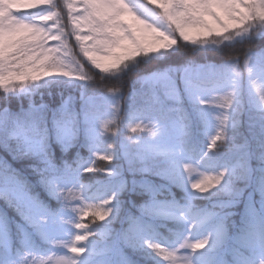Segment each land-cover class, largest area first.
Returning a JSON list of instances; mask_svg holds the SVG:
<instances>
[{"label": "trees", "instance_id": "1", "mask_svg": "<svg viewBox=\"0 0 264 264\" xmlns=\"http://www.w3.org/2000/svg\"><path fill=\"white\" fill-rule=\"evenodd\" d=\"M48 7L60 13L70 32L65 0H52ZM69 40L75 47L74 36ZM263 54L264 22L256 20L246 30L136 55L113 73H99L84 62V71L93 78L80 84L43 76L0 88V191L13 193L10 203L0 199L2 234L8 241L0 244V264H23L26 256L33 255L64 256L76 223L85 226L92 246L82 264H156L131 243L143 235L171 246L186 229L181 222L153 220L142 213L145 206L159 200L190 206L192 216L211 217L198 235L211 232L222 237L223 243L199 251L200 262L236 264L237 257L251 258L249 251L259 250L239 248L234 239L264 229V199L248 196L256 189L259 163L242 89L232 81L234 76L222 71L235 67L243 73L251 58L254 65H262ZM198 68L194 79L191 73ZM208 71L215 75L210 77ZM163 72L169 74L165 81H145ZM229 93L226 108L211 102ZM202 96L207 101L199 99ZM224 116L227 119L221 126L219 118ZM128 118L155 125L156 134L150 135L147 127L131 132L135 125L121 124ZM218 129L222 138L208 148ZM162 142L177 145L179 151L165 152L159 146ZM123 145L127 146L125 154ZM25 149L27 155H21ZM104 155L111 159L103 160ZM178 159L199 161L205 170L223 168L224 186L210 196L188 194ZM86 161L96 163L92 173L79 168ZM48 180L73 188L83 182L89 197H114L119 204L117 213L107 221L82 217L75 203L48 193ZM217 208L231 209L236 223L245 217L246 227L239 235L234 234L235 228L226 231L221 227L223 217Z\"/></svg>", "mask_w": 264, "mask_h": 264}, {"label": "snow or ice", "instance_id": "2", "mask_svg": "<svg viewBox=\"0 0 264 264\" xmlns=\"http://www.w3.org/2000/svg\"><path fill=\"white\" fill-rule=\"evenodd\" d=\"M3 2L4 0H0V3ZM8 2L11 7L5 13H0V16H7L9 20L16 22L11 27L0 26V85L6 86L26 78L36 79L46 75L47 70L43 65L49 61L54 51L46 46V42L61 39L59 35L50 36L41 27L19 20L18 13L29 9L18 7L14 0ZM51 2L52 0H42L43 5ZM83 2V15L74 17L70 0H65L69 9L70 23V32H67L69 36H74L80 42L84 54L96 67L107 70L134 57L140 51L149 52L163 46V41L156 40L154 32L144 27L133 10L134 6L130 0H83ZM153 2L158 3V0ZM163 7L166 11L171 10L169 19L177 26L183 38L190 41L211 34L221 35L246 30L247 26L256 20L264 22V0H244L243 3L241 0H171ZM55 17L54 11L47 18L55 19ZM82 27L85 31H81ZM62 43L66 47H71L69 39L62 40ZM222 100L227 107L230 97L224 96ZM104 127L107 129V124ZM140 127L137 124L132 131ZM221 138L220 135L214 137L209 147H214L215 142ZM101 158L105 161L111 159L109 155ZM92 170L91 167L87 169V171ZM214 182L211 177L204 178L205 186ZM97 209L91 213L85 212L84 215L103 220L108 215V211L100 205ZM75 227L81 229L85 226L76 223ZM89 235L88 232L85 235H76L75 241L70 245L71 253L83 254L85 248L77 246L75 242L86 241ZM185 244L192 250L205 246L199 241L191 243L186 241ZM56 264H77V260L59 256L56 257Z\"/></svg>", "mask_w": 264, "mask_h": 264}, {"label": "rangeland", "instance_id": "3", "mask_svg": "<svg viewBox=\"0 0 264 264\" xmlns=\"http://www.w3.org/2000/svg\"><path fill=\"white\" fill-rule=\"evenodd\" d=\"M72 1V9L79 15H83V0H71ZM130 3L133 6H137V0H130ZM49 5V4H48ZM48 5H43L36 9H30L25 11L27 14H21L24 19L31 20L34 17H38L40 15L48 14L49 12H53ZM216 35V34H211ZM211 35L207 36L210 37ZM224 34L216 35L218 37H222ZM49 45L51 46V41H49ZM169 48H159L156 51H150L148 53H159L161 51L167 50ZM260 61L262 65H254V58L248 60V64L246 65V69L243 73L237 72L235 67H232L229 71L223 70V75L234 76L233 80L237 81L238 86L242 89V95L246 100L249 117L252 121L250 127V136L255 144L256 156L259 166L255 170V181L254 184L256 186V190H264V54L260 56ZM201 69L192 71V78H197L199 75V71ZM115 71V70H114ZM113 71V72H114ZM189 71V70H188ZM111 72V73H113ZM207 74L211 77L215 74L212 71H208ZM169 74L166 72L160 74H153L149 78H145V81L149 83H158L163 82L168 78ZM46 78L51 79H61L64 81H68L74 84H80L85 81L78 79L76 77H66L60 75L58 73H53L51 75H47ZM231 81V80H230ZM112 93L107 94V97H111ZM199 99L203 101H207L204 99V96ZM126 127H130L135 124H139L140 128H145L147 125L141 122H137L131 118L125 119L121 121ZM136 126V125H135ZM162 146V149L165 152L177 153L178 147L177 145L169 142H162L159 144ZM98 148V147H97ZM122 154H125L127 151V146H122ZM103 152V150H101ZM127 156V155H125ZM128 159V157H127ZM183 162H187L184 159H178V165ZM95 162L86 161L81 164L79 168L83 173H92L95 169ZM92 168V171H85L86 168ZM46 189L48 193L57 198L62 197L69 201L75 203L76 208L78 209L80 215L82 217H88L90 215H84L85 212L91 213L93 210H98L97 206L100 205L104 209L108 210V215L103 219V221L111 220L117 213L119 208V204L116 203L115 198L106 194H96L93 197L87 196L88 186L79 182L77 187H71L68 185H61L57 182L46 181L45 182ZM5 192V193H4ZM0 191V199H4L5 201L11 202L12 197L10 194V190ZM111 197V199H109ZM264 199V197H261ZM106 202V203H105ZM142 213L147 215L148 217L155 220H168V221H179L185 223L186 229L184 234L181 237H178L174 240V243L170 248H177L178 244L182 241H187L188 243L195 242L198 238L204 236L205 234L198 235L199 229L205 225H207L211 218L209 216H191V207L190 206H177L169 201H154L145 206L142 210ZM2 223L0 222V244H8V241L3 238L2 234ZM220 230L218 233H222ZM250 232V231H249ZM248 232V233H249ZM76 235H85L84 228L77 229L72 235V242L75 241ZM88 240V239H87ZM76 241L77 246L85 248V252L83 254H74L69 250L64 256L75 258L77 260V264H82L86 255L92 252V246L88 243V241ZM147 242L156 241L152 238H147L143 235L139 236L137 241H133L131 246L140 252L144 253L147 257H149L156 264H165L163 260H161L149 247ZM223 243L222 237L212 236L209 239V242L201 249L192 250L191 248L185 247L183 249H178L180 255L184 258L185 264H202L197 259V253L202 250H211L213 248L219 247ZM235 244L240 248H246L250 250L251 248L259 249L257 246L253 244L249 235L245 234L243 236H238L235 239ZM260 250V249H259ZM261 251V250H260ZM259 252L249 251L251 258L246 257H237L236 264H244V262L248 259H253L260 254Z\"/></svg>", "mask_w": 264, "mask_h": 264}, {"label": "clouds", "instance_id": "4", "mask_svg": "<svg viewBox=\"0 0 264 264\" xmlns=\"http://www.w3.org/2000/svg\"><path fill=\"white\" fill-rule=\"evenodd\" d=\"M14 2L17 4L18 7L27 8L29 10L43 6L42 0H14ZM170 2L171 0H158V3H154L153 0H138V4L137 6L133 7V10L135 11L137 17L141 20L144 27L154 32L156 40L163 41V46L159 48H170L173 45H177L180 42H192V43L196 42L198 39L195 41L185 40L178 31L177 26L173 23L172 20L169 19V16L171 15V10L169 9L166 11L163 5L168 4ZM243 2L244 0H241V3ZM32 5H36V6L32 7ZM245 6L250 7L251 5H245ZM10 7L11 4L8 2V0H4L3 3H0V13H5ZM51 13L53 12H49L48 14L34 17L31 20L24 19L18 15L19 20L25 23H29L41 27L44 31L48 32L50 36L59 35L61 37L60 40L58 39L49 40L51 41V46L49 45V41L46 42V46L51 47L54 51L53 54L50 56L49 61L43 65V67L47 70V74L43 76L51 75L53 73H58L66 77H76L81 80L92 79L93 78L92 75H89L84 71V62L91 63V61L84 54V50L81 48L80 42L77 39H75V47H73L72 45L71 47H66L65 44L62 43V40L69 39V33L66 31V26L61 22V16L60 13L58 12H56L55 19H48L47 17ZM78 15L79 14H77V16ZM5 21L8 22L6 23ZM15 22L16 21L14 20H9L7 16H0V26L11 27V25ZM81 34L86 35L87 33H81ZM157 49L151 51H156ZM147 53L148 52L140 51L136 55L147 54ZM124 61L116 65L115 67L107 70L100 69L92 63L91 65H93L96 69H99V73L105 74V73H111L114 70L118 69L119 66L124 63ZM51 69H58V70L52 71ZM18 70L19 69H17V71ZM43 76H40L36 79H39ZM27 80H35V79L26 78L23 81H27ZM4 87H6V85H0V88H4ZM224 96L230 97L231 94L229 93ZM224 96L214 97L211 102L218 104L222 108H226L224 106V101L222 100V97ZM226 119H227L226 116L219 118V122L221 126L224 124ZM146 127L150 135L156 134L155 125L147 124ZM132 128L129 130L133 133L137 132L139 129L137 128L136 131H132ZM218 135L220 136L223 135V132L220 129H218L216 134L210 138L209 145L212 144L213 138ZM209 145L208 148H210ZM21 155H27V149H25V151L21 153ZM29 167H31L34 171H39L36 165H30ZM179 167L182 169V171L180 172V179L181 181H183L184 186L188 190V194L190 195L210 196L215 194L219 189H221L224 186V182L226 180V171L223 168H219L215 170L212 169L205 170L200 167V162L196 160L183 162L182 164L179 165ZM87 169L88 168H86L85 171H87ZM205 177H211L215 182L210 183L208 186H205L204 183ZM197 185H199V187H197ZM245 187H247V185H245ZM243 192H244V187L240 189V193L242 194ZM254 194L260 197H264V190L253 189V191L248 192V196L250 197L253 196ZM109 199H111V197ZM225 203H227V201H225ZM216 211L222 214L223 219L221 220V227L224 230L231 231L232 228H235L236 232L234 234L239 235L241 229L246 227V219L243 215L241 216L240 223H236V221L233 219L234 213L232 212L231 209L217 208ZM213 235L214 233L211 232L207 233L204 236L198 238L196 241H199L204 245H206L209 242L210 237H212ZM247 235H249V238L251 239L253 244L257 246L261 251L259 256L253 259L246 260L244 264H264V229L252 230L249 233H247ZM185 242L186 241H182L181 243H179L177 248H170L167 245L160 242L146 241V243H148V247L161 260H163L165 264H185L184 258L180 255L178 251V249H183L185 247L186 245ZM68 244H70V242H68ZM56 257H58V253H53L44 256H40V255H33L31 257L26 256L23 261V264H56Z\"/></svg>", "mask_w": 264, "mask_h": 264}]
</instances>
